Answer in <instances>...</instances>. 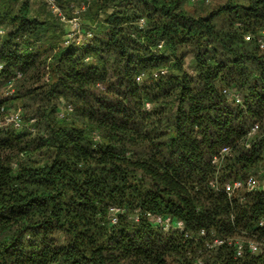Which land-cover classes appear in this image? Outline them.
Masks as SVG:
<instances>
[{
  "label": "trees",
  "instance_id": "16d2710c",
  "mask_svg": "<svg viewBox=\"0 0 264 264\" xmlns=\"http://www.w3.org/2000/svg\"><path fill=\"white\" fill-rule=\"evenodd\" d=\"M57 2L0 0V264H264V0Z\"/></svg>",
  "mask_w": 264,
  "mask_h": 264
},
{
  "label": "built area",
  "instance_id": "2783aa9c",
  "mask_svg": "<svg viewBox=\"0 0 264 264\" xmlns=\"http://www.w3.org/2000/svg\"><path fill=\"white\" fill-rule=\"evenodd\" d=\"M47 2L49 4V6L51 7L52 11L57 13L61 17L62 20L72 23V30L73 31H71L68 34V38H70V37H72L75 34H78L80 32V18L77 14L78 11H76V13L73 17H71L70 19H67V16L63 11V8L61 7V5H59L57 0H47ZM2 33H4V29L0 30V38H1ZM251 36L252 35L249 34L246 37H247V39H250ZM259 42H260L261 47L264 48V35H260ZM2 67H3V65H2V63H0V69ZM20 75H21V72L18 73V76H20ZM13 85H14L13 81L10 80L9 81V88L7 89L6 93H11L15 90ZM2 109L5 110V107H3ZM20 110L21 109L13 110L11 112H7L5 115L6 122H13L17 126L20 125V122H21V111ZM258 128H259V123H257V122L254 123L251 130L249 131V135L256 132L258 130ZM230 149H231L230 146H224L221 149V151L214 156L213 162L217 163V164H221V162L223 161L225 156L229 153ZM211 183L213 186H215L218 189H221L224 192H226L229 196L234 194L236 192V190L239 188L246 187L247 189L251 190V189H255L261 185L260 179L254 174L250 175L247 178H237L235 180H228L223 185H220L218 179H216V178L213 179L211 181ZM156 218H157L158 222L163 223L164 228L167 229V228L171 227L172 218L170 216L163 218L162 216L158 215ZM116 220H117V217L114 216L113 221H116ZM177 226L183 228L184 227L183 220H178ZM202 232L204 233L205 231L202 230ZM223 242H225L224 238L214 237L213 239L207 240L206 244L209 247H213V246H216V245L221 244ZM250 246L254 251H259V247L255 242H251ZM238 248H239L238 253L241 254L242 253V244H240Z\"/></svg>",
  "mask_w": 264,
  "mask_h": 264
},
{
  "label": "rangeland",
  "instance_id": "374dc122",
  "mask_svg": "<svg viewBox=\"0 0 264 264\" xmlns=\"http://www.w3.org/2000/svg\"><path fill=\"white\" fill-rule=\"evenodd\" d=\"M45 1H47V0H45ZM77 4V3H76ZM67 24H69V26L71 27V29H72V23H70V22H68ZM17 109V108H19V106H16V107H13V109Z\"/></svg>",
  "mask_w": 264,
  "mask_h": 264
}]
</instances>
